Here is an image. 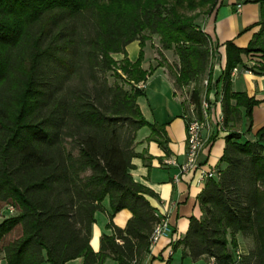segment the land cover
I'll return each mask as SVG.
<instances>
[{"label": "trees", "instance_id": "obj_1", "mask_svg": "<svg viewBox=\"0 0 264 264\" xmlns=\"http://www.w3.org/2000/svg\"><path fill=\"white\" fill-rule=\"evenodd\" d=\"M225 0H0V264H143L160 218L149 198L156 193L133 179L137 133L167 154L166 125L149 123L137 103L143 91L134 85L154 72L144 71V47L157 35L162 50H174L178 63L166 66L176 94L192 86L187 109L203 119L202 104L212 91L216 51L196 21L210 16ZM260 31L246 48L225 44L222 83L225 149L218 179H210L198 197L201 218L191 217L183 256L213 264H264V127L257 141H244L234 128L242 119L251 131L254 107L261 102L233 92V69L250 54L263 63L264 0ZM140 42L136 62L126 47ZM114 54H124L121 62ZM162 56V52L159 53ZM257 70V71H256ZM117 81L110 85L107 73ZM206 83V86L203 83ZM188 107V108H187ZM187 124V119H186ZM109 198L108 229L99 252L91 245L95 214ZM127 209L125 228L113 217ZM21 228L18 238L7 237ZM253 241L240 256L236 236Z\"/></svg>", "mask_w": 264, "mask_h": 264}, {"label": "crops", "instance_id": "obj_2", "mask_svg": "<svg viewBox=\"0 0 264 264\" xmlns=\"http://www.w3.org/2000/svg\"><path fill=\"white\" fill-rule=\"evenodd\" d=\"M259 21V4H240L237 0H225L223 4L220 1L212 14L206 16L200 24L203 32L211 37L216 51L215 55L218 57L214 65L212 91L209 96L213 101L209 110L211 128L205 132L210 141L204 146L200 155V161L210 167L222 170L226 167L220 161L226 146L225 137L229 133L220 125L218 116V112L222 114V83H218V80L226 67L225 44L232 42L239 48H246L253 36L260 31V26H254ZM140 51L139 41H134L126 47L127 57L133 63L138 60ZM160 51L167 58L165 51L161 49L156 40L150 39L146 42L142 69L144 71L153 69L154 72L148 76L146 82H140L144 83L145 88L142 89L143 96L138 98L137 103L149 123L158 126L166 125L169 153L167 154L156 142L148 141L151 135L148 128L141 129L137 133L136 152L145 155L149 161L144 162L141 157L134 158L132 164L135 169L130 173L136 182L156 193L157 198H149V200L157 210L156 215L168 220L170 230L150 248V253L143 264H213L212 261L205 259L194 261L189 256L184 257L183 246L177 245L185 238L191 217L199 219L202 216L198 197L204 190L205 184L198 183L196 171L179 177V166L186 162L187 152V124L182 107L183 92L176 94L166 66H159L162 63ZM113 58L121 62L125 55L114 54ZM140 83L134 86L137 88ZM232 90L239 93L245 92L261 102L253 109L251 131L248 132L249 121L245 116V109H241L242 119L237 125L240 130H236L241 134L242 140L256 142L257 132L264 127V72H252L238 66L237 73L232 78ZM256 110L260 111L259 114H256L258 112ZM258 115H260L259 118H257ZM244 119L247 124L246 132L241 128ZM168 159L176 160L178 166L166 164ZM176 177H179L178 181ZM103 207L104 212H96V221L92 227L90 245L94 252H99L101 238L104 234H113L112 230L107 227L110 221L108 213L111 212L109 198L104 200ZM131 217V212L124 209L113 217V223L119 228H125ZM236 238L239 245L237 254L248 255L253 247L252 239L242 234H238ZM82 263L83 259L78 258L67 264ZM1 264L6 263L2 260ZM105 264H118V262L109 259Z\"/></svg>", "mask_w": 264, "mask_h": 264}, {"label": "built area", "instance_id": "obj_3", "mask_svg": "<svg viewBox=\"0 0 264 264\" xmlns=\"http://www.w3.org/2000/svg\"><path fill=\"white\" fill-rule=\"evenodd\" d=\"M237 73V68L233 69L231 78H234ZM137 88L142 90L145 88L144 83L137 85ZM213 101H206L204 99L202 104L203 110V119L197 118L195 115L194 106L190 107V113L186 116L187 119V152H186V162L179 166L180 173L179 177L184 174H188L191 171L197 172V181L199 184H206L210 179H218L220 176V170L216 167H210L206 163L200 161L201 151L204 146L210 141L209 136L205 135V132L209 131L211 128L210 122V113ZM219 123L221 126L224 124L223 114L219 116ZM166 164L177 165L178 163L174 159H168ZM179 177H176V181L179 180ZM170 230L169 222L167 219L160 218L159 222L156 223L153 232L150 237V243L152 247L158 242V240L165 235Z\"/></svg>", "mask_w": 264, "mask_h": 264}, {"label": "rangeland", "instance_id": "obj_4", "mask_svg": "<svg viewBox=\"0 0 264 264\" xmlns=\"http://www.w3.org/2000/svg\"><path fill=\"white\" fill-rule=\"evenodd\" d=\"M205 17L206 16L202 15L196 21V23L198 25L202 24V21L204 20ZM151 39L156 40V42L160 44V38L157 35L152 36ZM160 47H161V44H160ZM163 51H165L166 56H167V58L164 57L163 54H162V56H160L161 62L163 64L164 63L165 64L167 63V64H170V65H175L176 63H178V60H177L178 57H177V55H176V53H175L174 50H163ZM217 60H218V57L216 56V58H215V64L217 63ZM244 61H245L244 62V66H242V67H244L245 69L246 68H248V69L253 68L254 69V68H257L260 65H262V63H263V57H262V54H250L249 56H247V57L244 58ZM106 76H107L108 83L110 85H113L117 81L119 84L124 85L126 89H128V90L130 89V87L128 85H125V83L123 82V80H117L116 79V76H115L114 72H109V73H107ZM203 85L206 86V83L204 82ZM191 90H192V86L190 88H187L183 92V103H186V104L188 103V97H189V94H190ZM209 100H210V98L209 99H206V101H209ZM187 112H188V115L191 114L190 113V107L187 109ZM256 112H257L256 114H259L260 111L259 110H256ZM220 114H221V112H218V116H220ZM252 117H253V113H252ZM259 117H260V115L257 116V118H259ZM241 124H242L241 128H243L245 130V132H246V130H247L246 120L244 119ZM234 130L235 131L236 130H240V127H237V128L235 127ZM7 216H8V214L5 211V207H2L1 210H0V222L3 219H5V217H7ZM20 234H21V228L18 227V228H16L7 237V240L8 241L14 240V239L18 238L20 236Z\"/></svg>", "mask_w": 264, "mask_h": 264}]
</instances>
